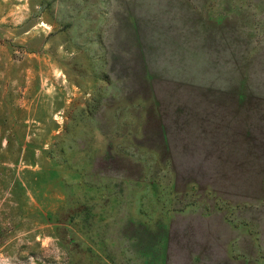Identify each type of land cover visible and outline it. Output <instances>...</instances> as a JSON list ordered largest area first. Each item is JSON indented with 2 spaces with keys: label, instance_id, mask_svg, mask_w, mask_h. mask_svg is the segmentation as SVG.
Masks as SVG:
<instances>
[{
  "label": "rangeland",
  "instance_id": "rangeland-1",
  "mask_svg": "<svg viewBox=\"0 0 264 264\" xmlns=\"http://www.w3.org/2000/svg\"><path fill=\"white\" fill-rule=\"evenodd\" d=\"M0 264H264V0H0Z\"/></svg>",
  "mask_w": 264,
  "mask_h": 264
}]
</instances>
